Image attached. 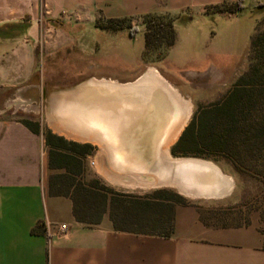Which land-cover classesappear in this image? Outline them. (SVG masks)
<instances>
[{
  "label": "crops",
  "instance_id": "crops-1",
  "mask_svg": "<svg viewBox=\"0 0 264 264\" xmlns=\"http://www.w3.org/2000/svg\"><path fill=\"white\" fill-rule=\"evenodd\" d=\"M236 1L0 0V93L11 96L0 103V264H264L258 218L221 226L195 203L173 207L167 238L114 230L107 210L96 224L76 222L68 197L47 194L48 176L60 171L48 168L41 136L18 118L2 117L9 111L32 114L49 85L45 73L55 72L57 64L72 68L81 63L94 49L90 37L95 32L116 33L98 30V19L140 22L143 15L175 17V11L189 9H199V16L258 12L264 17V8H258L264 0H239L242 9L233 15L205 11ZM256 24L252 17L250 38ZM45 223L65 230L46 232Z\"/></svg>",
  "mask_w": 264,
  "mask_h": 264
},
{
  "label": "rangeland",
  "instance_id": "rangeland-1",
  "mask_svg": "<svg viewBox=\"0 0 264 264\" xmlns=\"http://www.w3.org/2000/svg\"><path fill=\"white\" fill-rule=\"evenodd\" d=\"M198 12L199 9H189L188 12L175 11L171 14L175 15L172 24L174 43L168 49L162 47L145 52L144 29L137 19L129 22L131 27L136 28V34L132 38L126 31L112 34L95 32L90 37L94 49L88 55H83L81 63L73 64L72 68L57 64L54 67L55 72L45 73L49 85L44 88L35 108L31 109L32 114L19 111L10 114L12 111H9L2 117L27 118L37 122L43 133L48 132L67 142L87 145L90 153L82 158L84 183L95 180L111 191L140 197L163 192L186 203L199 204L204 216L212 223L239 225L248 219L258 218L260 229L264 231V183L238 176L222 156L209 155L191 159L208 162L230 178L232 189L229 195L220 200L190 199L181 196L171 186L131 187L123 182H114L106 177L105 173H110V169L100 147L66 136L55 130L50 122V99L54 93L67 90V86L79 85L89 79L128 83L146 70L154 69L183 100L190 103L191 112L185 127L199 107L218 102L231 89L235 81L247 71L252 56H257L255 61L264 73V17L259 18L260 13L226 18L215 15L199 16ZM252 17L257 24L251 37H258L261 45L250 53L248 46ZM10 97L8 93H0V103L11 99ZM174 143L168 148L169 155Z\"/></svg>",
  "mask_w": 264,
  "mask_h": 264
},
{
  "label": "trees",
  "instance_id": "trees-1",
  "mask_svg": "<svg viewBox=\"0 0 264 264\" xmlns=\"http://www.w3.org/2000/svg\"><path fill=\"white\" fill-rule=\"evenodd\" d=\"M258 8H264V5ZM242 9L238 0L220 4L205 11L213 14L233 15ZM169 15H143V50L168 49L174 43ZM94 26L101 31H126L132 38L136 28L128 19H98ZM261 45L258 37L249 40V51ZM252 56L245 74L218 101L199 107L170 148V155L180 158H204L218 155L226 159L240 177L264 183V73ZM34 135H40L47 148V165L53 173L47 178L50 197H68L72 204V217L78 223H98L107 210L114 230L129 231L167 238L172 231V209L184 206L185 201L163 192L146 196L114 193L97 181L83 182L82 158L90 153L87 145L67 142L39 129L35 121L17 119ZM264 196V195H263ZM203 219V218H202ZM221 226H226L222 225ZM264 234V231H262ZM34 233V231H31Z\"/></svg>",
  "mask_w": 264,
  "mask_h": 264
},
{
  "label": "bare ground",
  "instance_id": "bare-ground-1",
  "mask_svg": "<svg viewBox=\"0 0 264 264\" xmlns=\"http://www.w3.org/2000/svg\"><path fill=\"white\" fill-rule=\"evenodd\" d=\"M54 129L96 144L110 169L106 177L131 187L171 186L190 199L220 200L230 178L212 164L168 153L191 105L154 70L132 82L89 79L50 99Z\"/></svg>",
  "mask_w": 264,
  "mask_h": 264
},
{
  "label": "built area",
  "instance_id": "built-area-1",
  "mask_svg": "<svg viewBox=\"0 0 264 264\" xmlns=\"http://www.w3.org/2000/svg\"><path fill=\"white\" fill-rule=\"evenodd\" d=\"M43 228H44V230H45L46 232L49 231L51 228L56 229L57 232H55V235H56L58 232H63V231L65 230V227L62 226V225H60V226H53V225L48 224V223H45V224L43 225Z\"/></svg>",
  "mask_w": 264,
  "mask_h": 264
},
{
  "label": "water",
  "instance_id": "water-1",
  "mask_svg": "<svg viewBox=\"0 0 264 264\" xmlns=\"http://www.w3.org/2000/svg\"><path fill=\"white\" fill-rule=\"evenodd\" d=\"M76 88V86L75 87H73V88H71V89H75ZM182 131V130H181Z\"/></svg>",
  "mask_w": 264,
  "mask_h": 264
}]
</instances>
